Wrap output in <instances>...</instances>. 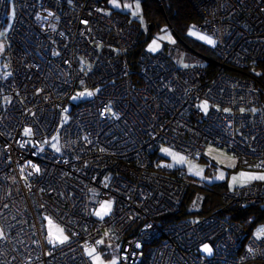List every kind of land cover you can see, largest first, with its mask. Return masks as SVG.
<instances>
[{"label":"built area","instance_id":"obj_1","mask_svg":"<svg viewBox=\"0 0 264 264\" xmlns=\"http://www.w3.org/2000/svg\"><path fill=\"white\" fill-rule=\"evenodd\" d=\"M108 1L0 0V32L14 9L0 76V264H91L85 252L104 235L120 264H143L147 247V264L264 262V233L245 238L217 214L167 221L189 181L153 155L164 145L197 162L213 145L264 172V88L245 70L264 65V0H189L214 57L182 68L145 48L129 62L143 29ZM221 198L264 205V182ZM104 201L112 212L97 220ZM49 221L68 241L49 243Z\"/></svg>","mask_w":264,"mask_h":264},{"label":"rangeland","instance_id":"obj_2","mask_svg":"<svg viewBox=\"0 0 264 264\" xmlns=\"http://www.w3.org/2000/svg\"><path fill=\"white\" fill-rule=\"evenodd\" d=\"M107 6L110 10L128 13L130 15V19L136 20L141 25L143 32L146 33L147 24L141 15L140 0H109L107 2ZM6 16L7 21L0 32V76L3 74L2 71L6 70L4 62V52L6 49L5 37L14 20L13 7H10ZM201 37H203V39ZM184 40L187 43V46H185L177 38L165 22H160L159 27L152 33L151 40L148 41L144 48L151 55H165L176 66L182 68L193 64L204 63V60L199 57L200 55H197L198 53L196 54L195 51L188 48L189 45L211 48L215 43L212 36L192 27H189L187 30ZM209 40L213 41V43H208ZM84 93L87 94L88 91ZM81 94L76 93V95L70 99V102L77 104L79 101H82L85 94ZM204 104H207L206 110L202 107ZM199 108L204 113H207L210 109V104L203 101L199 105ZM69 111L70 106L67 108V112ZM63 118L66 121L68 115L64 114ZM51 149L54 151H57L58 149L54 142L51 145ZM157 153L158 157L161 158L158 163L159 167L168 168L170 170L183 169L188 180L197 186L211 187L213 185H223L229 190H233L234 188L242 187L253 182H264V180L261 179L249 178L264 176V172L247 169L239 158L235 157L231 153H228L225 149H221L213 145H208L206 147L203 154L197 158V162H190L184 154L164 145L159 147ZM180 157H183L182 161L179 159ZM242 173L244 174L243 176H241ZM233 177H236L237 179L234 181ZM200 201L201 199L198 196L194 200L192 199L191 204L189 205V211H199ZM105 205H110L111 207L105 208ZM112 209L113 204L109 201H104L96 208L93 217L97 220L105 219L111 214ZM97 213H100V215H97ZM51 226V233L57 236L60 235L58 229L61 228L53 222L51 223ZM259 232L264 233V220L255 226L253 229V236L256 237ZM62 234L69 239V236L64 231ZM54 243L60 244L59 242ZM99 245V248H93L85 252L91 264H113V261H115V264H120L118 259L120 247L119 243L115 242L109 236L104 235L99 240ZM205 246L210 248L208 244ZM205 246L200 249L201 252L206 255H210L211 252L208 253L203 250ZM90 251H92V255H89ZM248 264H260V262H249Z\"/></svg>","mask_w":264,"mask_h":264},{"label":"trees","instance_id":"obj_3","mask_svg":"<svg viewBox=\"0 0 264 264\" xmlns=\"http://www.w3.org/2000/svg\"><path fill=\"white\" fill-rule=\"evenodd\" d=\"M140 4L141 15L147 24V30L146 33H142L136 51L128 56L129 62L136 56V53L143 49L148 41L151 40L152 33L159 27L160 22H165L177 38L187 46L184 36L189 27H191V24L197 21L196 14L192 9L189 0H160V2H157L156 0H141ZM188 48L195 51L196 54L198 53L197 55H200L199 57H201L204 62L206 58L214 57L210 48L191 45H189ZM207 67L210 69L213 68L212 64H208ZM245 70L249 72L254 71L257 82L264 88V65H247ZM155 154L158 156L157 151L153 155ZM160 159L161 158L156 157L157 161L155 160V163L157 166ZM174 170L176 169H172L171 171ZM227 189L228 188L223 185L201 187L194 185L189 181L186 195L180 207L176 212L168 215L165 219L174 222L181 219H196L210 214H217L227 218L229 221L240 224L245 238H248L253 234L255 226L264 220V205L230 208L221 198L222 192ZM197 196L201 199L199 211H189L191 200H194ZM149 251L150 250L147 247L143 264L148 263ZM260 264H264V262H260Z\"/></svg>","mask_w":264,"mask_h":264},{"label":"snow or ice","instance_id":"obj_4","mask_svg":"<svg viewBox=\"0 0 264 264\" xmlns=\"http://www.w3.org/2000/svg\"><path fill=\"white\" fill-rule=\"evenodd\" d=\"M202 39H203V37H201ZM208 43H213V41H211V40H209L208 41ZM88 95H91V93H87ZM81 95H83V93L81 94ZM75 99V98H74ZM202 107L206 110L207 109V104H204V105H202ZM26 134H28V132L26 131ZM57 150H59V149H57ZM165 151H167V150H165ZM181 161L183 160V157H180L179 158ZM36 171H39V169H36ZM197 174H199V173H197ZM244 174L242 173L241 174V176H243ZM250 179H261V180H264V176H258V177H249ZM237 178L236 177H233V180L235 181ZM105 208H110L111 206L110 205H105L104 206ZM97 215H100V213H97ZM49 223H51V221H49ZM58 232L60 233V235H55V234H53V233H49V235H50V239H49V243H54V242H59V243H64V242H66L67 241V237L66 236H63V230L62 229H58ZM205 252H208V253H210L211 252V249L210 248H208L207 246H205L204 247V249H203ZM92 251H94V250H92ZM92 251H90L89 252V255H92ZM97 259H98V257H97ZM113 264H115V261H113Z\"/></svg>","mask_w":264,"mask_h":264}]
</instances>
